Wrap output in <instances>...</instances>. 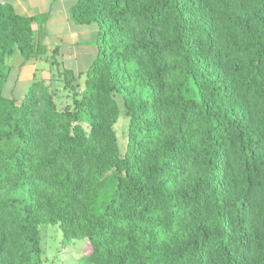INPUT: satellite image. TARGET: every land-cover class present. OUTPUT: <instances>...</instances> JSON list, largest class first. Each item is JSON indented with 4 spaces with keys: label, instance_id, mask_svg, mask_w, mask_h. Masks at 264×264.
Returning <instances> with one entry per match:
<instances>
[{
    "label": "trees",
    "instance_id": "trees-1",
    "mask_svg": "<svg viewBox=\"0 0 264 264\" xmlns=\"http://www.w3.org/2000/svg\"><path fill=\"white\" fill-rule=\"evenodd\" d=\"M68 13L101 24V53L81 91L64 66L73 96L59 108L46 79L2 95L15 49L20 64L60 51L42 43L47 12L0 0V264H46L44 224L89 242L78 264H264V0Z\"/></svg>",
    "mask_w": 264,
    "mask_h": 264
},
{
    "label": "rangeland",
    "instance_id": "rangeland-1",
    "mask_svg": "<svg viewBox=\"0 0 264 264\" xmlns=\"http://www.w3.org/2000/svg\"><path fill=\"white\" fill-rule=\"evenodd\" d=\"M70 26H74L73 23L70 21ZM98 29H100V37H101V24L97 22ZM37 24H34L36 26ZM82 27L87 25H81ZM93 26H96V24H92L87 26L86 28H93ZM69 27L66 23L61 24V30L65 32L66 29ZM85 28V27H84ZM89 38L93 36L92 33L87 34ZM86 37V36H85ZM89 43H91L90 47L97 43V46L99 47L98 53L93 54L92 52H85L82 51L78 54V57L74 60L69 57V54L67 53V45H63L60 47L61 51L59 54L56 55V61L53 63L52 57H49V59H46L44 56H38L35 59H30L28 61H25L21 65H30L33 66V78L34 79H46L47 82H49L56 90L55 95V101L56 104L59 106V108H62L66 104L71 105L72 104V96H73V90L70 88H64V79L62 75V69L64 66H70L75 69V73L81 75L79 79L77 80V83L79 84L78 89L81 91L84 89L86 84L85 74H83L86 69V67L93 61V59L100 56L101 53V41L100 38L97 39V42L94 40H91ZM23 58L17 51V49L14 50V53L6 59V62L9 65L11 74L9 75L7 81L5 82V85L2 89V95H8L17 97L16 100L22 95L23 89L25 86L29 83L28 81H24V79H27L31 77L30 75H26L24 69H22L23 75L25 77L19 78V80H15L16 72L21 67L20 63L22 62ZM32 64V65H31ZM26 68V67H25ZM24 71V72H23ZM21 73V74H22ZM28 87V86H27ZM12 88V89H11ZM77 90V89H75ZM118 100V104L120 106V116L118 118V121L116 122L115 130L118 135L121 151H123V147L125 144V137H126V130H127V116L124 114L120 99L118 96H116ZM41 231V245L43 248L42 255L45 258L46 264H78V258L84 253L88 252L90 250L89 242H86L84 239H74L72 242L66 243L63 240L62 231L59 227V225L54 224H44L40 226Z\"/></svg>",
    "mask_w": 264,
    "mask_h": 264
},
{
    "label": "crops",
    "instance_id": "crops-1",
    "mask_svg": "<svg viewBox=\"0 0 264 264\" xmlns=\"http://www.w3.org/2000/svg\"><path fill=\"white\" fill-rule=\"evenodd\" d=\"M10 2L16 11L20 14L32 16L42 12H47L48 17L44 24V33L42 34V43L47 45L49 48H53L55 46H59V51H61L60 47L63 45H67V53L72 60L78 57V54L82 51L92 52L93 54H97L99 47L97 43L91 45L89 43L91 40L97 42L98 39V24L93 26V28H86L87 26L82 27L81 25L74 24V26H70L69 19V8L77 1V0H5ZM72 22V21H71ZM66 23L69 27L63 32L61 28V24ZM37 28V26H34ZM88 33H92L93 36L91 38L87 37ZM86 36V37H85ZM21 65V64H20ZM32 65V64H31ZM71 67L68 65L67 67ZM26 67V68H25ZM16 72L15 80H19V78L25 77L22 73V69H24L26 75H32L31 77L24 79V81H28L29 83L23 89L24 91L27 89V86L32 82L33 78V66L30 65H21V67ZM75 70V69H74ZM23 71V72H24ZM22 73V74H21ZM11 74V72H10ZM12 89V88H11Z\"/></svg>",
    "mask_w": 264,
    "mask_h": 264
}]
</instances>
